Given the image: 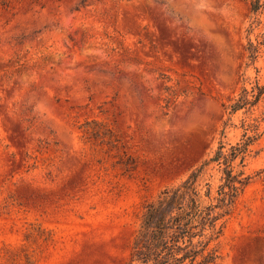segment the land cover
<instances>
[{"label":"rangeland","instance_id":"374dc122","mask_svg":"<svg viewBox=\"0 0 264 264\" xmlns=\"http://www.w3.org/2000/svg\"><path fill=\"white\" fill-rule=\"evenodd\" d=\"M256 18L250 0H0V264H139L146 206L257 121L216 264H264V95L230 111L264 87Z\"/></svg>","mask_w":264,"mask_h":264},{"label":"trees","instance_id":"16d2710c","mask_svg":"<svg viewBox=\"0 0 264 264\" xmlns=\"http://www.w3.org/2000/svg\"><path fill=\"white\" fill-rule=\"evenodd\" d=\"M250 11L257 16L250 33L264 26V0H250ZM254 24L256 27L254 28ZM262 41L249 39L247 45L249 65L258 60ZM258 90L254 100L242 96L230 107L231 114L247 106L257 105L264 95V87ZM246 93V91H245ZM264 121V118L262 119ZM259 123L248 126L251 136L244 135L242 142L225 150L220 145L216 154L206 161L185 182L166 189L157 201L146 206L142 231L136 243L132 262L139 264H216L220 259L217 243L223 235L226 219L232 214L240 195L249 185L251 177L245 173L246 158L250 147L259 139ZM238 162V163H237ZM221 172L216 190L206 184L199 188V178L211 166Z\"/></svg>","mask_w":264,"mask_h":264}]
</instances>
